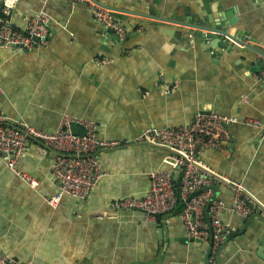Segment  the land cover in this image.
Wrapping results in <instances>:
<instances>
[{
	"label": "crops",
	"instance_id": "0c3cea01",
	"mask_svg": "<svg viewBox=\"0 0 264 264\" xmlns=\"http://www.w3.org/2000/svg\"><path fill=\"white\" fill-rule=\"evenodd\" d=\"M95 1L124 11V41L96 21L84 0H19L7 23L24 29L45 12L50 32L46 44L32 50L0 51L6 92L1 109L8 125L46 133H54L65 115L89 119L100 139L123 147L98 152L105 175L88 197H66L56 208L46 199L59 190L52 175L57 152L37 141L28 144L19 170L38 183L35 188L0 157V256L22 264H206L207 252L190 241L179 216L159 221L113 205L143 197L150 173L172 170L164 162L170 151L136 142L143 131L181 127L197 113L264 121V56L257 52L264 53V0ZM212 3L217 15L235 10L233 28L248 33L257 51L239 44L231 49L230 43L212 48L205 37L188 33L201 29L196 21L208 26ZM190 20L194 26L180 28ZM229 132L224 149L207 150L202 162L244 183L264 206L262 133L242 124ZM180 172L175 171L179 182ZM214 198L232 207L228 189L220 188ZM221 218L235 232L244 226L230 212ZM263 234L264 223L254 220L222 251L220 264H264L258 254ZM210 263L218 264L215 252Z\"/></svg>",
	"mask_w": 264,
	"mask_h": 264
},
{
	"label": "built area",
	"instance_id": "2783aa9c",
	"mask_svg": "<svg viewBox=\"0 0 264 264\" xmlns=\"http://www.w3.org/2000/svg\"><path fill=\"white\" fill-rule=\"evenodd\" d=\"M84 1L100 25L109 29L121 41L126 39L128 29L111 9L93 0ZM18 2L19 0H0V15L9 17ZM49 27L50 18L45 12L32 16L24 29L0 19V51L7 48L29 51L37 45H44L50 32ZM260 81L264 86V66ZM5 95L0 81V157L6 159L8 168L33 188L37 187L38 183L34 179L19 170V164L27 154L28 144L37 141L57 152L52 175L59 190L47 198L46 202L56 208L66 197L79 200L88 197L105 175L99 163L98 152L118 149L123 145L118 141L100 139L98 126L94 121L70 115L62 117L54 133H46L30 125L21 128L10 126L6 123L1 109ZM236 124L259 129L264 138V121H241L234 116L217 112L197 113L189 124L181 127H151L143 131L136 142L171 150L172 155L164 162L172 170L161 169L150 173V187L143 197L127 196L116 201L113 207L118 211L143 212L156 218L152 215L172 213L184 203L185 206L178 216L183 222L188 238L209 242L208 213L214 233V250L218 249L233 231L232 225L221 218L224 212H230L240 218L264 212V206L245 188L244 183L217 174L201 159L207 150H223L230 139L229 129ZM72 125L80 127L85 135L72 134ZM176 170L181 171L179 187L175 178ZM211 186L226 188L231 192V208L226 209L222 201L215 199L211 189L194 197L190 202L187 201L194 192ZM0 264L22 263H16L10 256L2 255Z\"/></svg>",
	"mask_w": 264,
	"mask_h": 264
},
{
	"label": "water",
	"instance_id": "95a60500",
	"mask_svg": "<svg viewBox=\"0 0 264 264\" xmlns=\"http://www.w3.org/2000/svg\"><path fill=\"white\" fill-rule=\"evenodd\" d=\"M93 1H95V0H93ZM96 2H98V1H96ZM216 7H217L216 3H212L210 5L212 17L210 15L208 16V26L201 27L202 26L201 24H203V22L202 21H196L197 27L200 26L198 28H201V29L199 31H194V32L188 31V33H192L193 36L198 35V36L205 37L207 40L210 41V46L212 48H217V47L224 48V46L226 44L230 43L231 49H233L235 44H239V45L245 47L246 49L247 48L251 49V50L255 49L254 47H252V45L249 44L251 42V39L249 38L248 33L242 32V31H237V29L233 28L236 26V24H238V19H236L237 17H233L235 10L234 9H230V10L227 9L223 12L219 11V13L217 15L216 14ZM107 8L111 9L115 13L116 18H118L119 20L124 21L126 19V16L123 15V12H124L123 10L114 9V8H110V7H107ZM181 24L182 25L180 26V28H185V27H183L184 25L194 26L193 25L194 22L191 20H190V22H188V24H184V23H181ZM230 28H233V29L230 31ZM182 32L184 33V32H186V30H184ZM177 33H174V35H173L176 38H177V36H179V33H181V30L178 29ZM257 52L262 53V56H264V53L261 52L260 50H258ZM216 56H217V54H216ZM206 114H208V113H206ZM70 130H71L72 134H74V135H79V136L85 135L84 131L76 125H72ZM167 150L172 153L171 150H169V149H167ZM209 189L213 190L214 193H218L220 191V188L217 186L204 187L203 189H201L197 192H194L188 198L187 201L190 202L194 197L198 196L199 194H201V193H203ZM152 216L157 217V215H155V214H153ZM254 220H259V221L264 223V217L258 213L254 214L250 217H247V218H245V217L241 218V221L244 223L243 228L237 232H235V231L231 232L230 236L225 240V242L215 251L214 250L213 228H212V224H211L210 215L207 213V221L209 224V231H210L209 242H204V241L199 240V239H190V241L200 244L205 249V251L207 252L206 264H211L210 259H211V256L213 255L214 252L216 254L218 264H220V255H221L222 251L228 246V244L230 243V241L233 238L242 236V234H244L248 230L249 226L252 224V222ZM187 241H189V239H187ZM258 254H259V256H261L264 259V234L262 235V244H261V247L258 251Z\"/></svg>",
	"mask_w": 264,
	"mask_h": 264
},
{
	"label": "trees",
	"instance_id": "16d2710c",
	"mask_svg": "<svg viewBox=\"0 0 264 264\" xmlns=\"http://www.w3.org/2000/svg\"><path fill=\"white\" fill-rule=\"evenodd\" d=\"M0 19L3 22H6V23L8 22V17H6L5 15H0ZM177 185L179 187V181L178 180H177ZM184 206H185V204L184 203H181L178 206L177 210L173 211L172 213L165 214V215H158L156 218L160 221L163 216H167V215L168 216L169 215L178 216L180 214V212L183 210Z\"/></svg>",
	"mask_w": 264,
	"mask_h": 264
}]
</instances>
